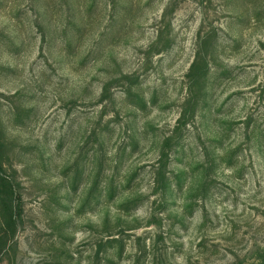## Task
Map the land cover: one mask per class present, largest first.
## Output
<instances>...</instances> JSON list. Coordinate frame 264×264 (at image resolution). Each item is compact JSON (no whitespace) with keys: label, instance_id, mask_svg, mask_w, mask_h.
Instances as JSON below:
<instances>
[{"label":"rangeland","instance_id":"1","mask_svg":"<svg viewBox=\"0 0 264 264\" xmlns=\"http://www.w3.org/2000/svg\"><path fill=\"white\" fill-rule=\"evenodd\" d=\"M0 142V264H264V0H0Z\"/></svg>","mask_w":264,"mask_h":264},{"label":"trees","instance_id":"2","mask_svg":"<svg viewBox=\"0 0 264 264\" xmlns=\"http://www.w3.org/2000/svg\"><path fill=\"white\" fill-rule=\"evenodd\" d=\"M192 64V68H193ZM0 142V150H1ZM1 160H0V198H1V209H2V222L6 230L13 229L14 227V218L15 214L12 212V206L10 201L12 200L13 190L10 181L4 176L1 169Z\"/></svg>","mask_w":264,"mask_h":264}]
</instances>
